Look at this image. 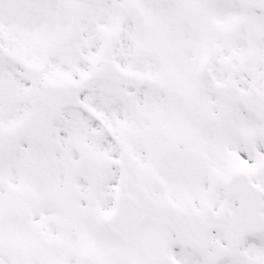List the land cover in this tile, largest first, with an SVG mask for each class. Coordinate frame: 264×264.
Masks as SVG:
<instances>
[{
  "label": "snow or ice",
  "instance_id": "1",
  "mask_svg": "<svg viewBox=\"0 0 264 264\" xmlns=\"http://www.w3.org/2000/svg\"><path fill=\"white\" fill-rule=\"evenodd\" d=\"M0 264H264V0H0Z\"/></svg>",
  "mask_w": 264,
  "mask_h": 264
}]
</instances>
